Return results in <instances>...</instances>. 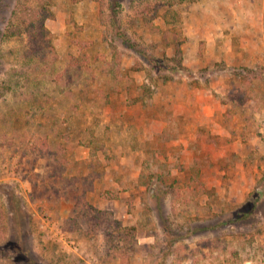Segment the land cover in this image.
Returning a JSON list of instances; mask_svg holds the SVG:
<instances>
[{
  "label": "rangeland",
  "instance_id": "obj_1",
  "mask_svg": "<svg viewBox=\"0 0 264 264\" xmlns=\"http://www.w3.org/2000/svg\"><path fill=\"white\" fill-rule=\"evenodd\" d=\"M11 243L23 264H264V0H0Z\"/></svg>",
  "mask_w": 264,
  "mask_h": 264
},
{
  "label": "trees",
  "instance_id": "obj_2",
  "mask_svg": "<svg viewBox=\"0 0 264 264\" xmlns=\"http://www.w3.org/2000/svg\"><path fill=\"white\" fill-rule=\"evenodd\" d=\"M178 1H182V0H178ZM110 6H111L110 8H112L111 9V12H113L111 14V17H112L111 18V22H112L113 26L115 27V25L117 24L116 23V20H115V16H114V15H116L115 14L116 13L115 12V8L116 7L114 5H112V4ZM29 16H30V18L27 21L28 22V27L29 26H34V25L38 24L40 26L39 27V30L41 31V34H43L44 36H46V37L49 38V35L47 34L48 33L47 32V28L45 27V24H44V20L47 17L50 18L52 16L51 12L47 8H45V7H40L39 10H37V11L36 10H32V13ZM148 22L150 23L149 20H148ZM24 23H26V22H24ZM116 29L117 30H120V26L119 25H116ZM180 52H181V50L178 49V53H180ZM6 247H7V251L13 252L15 254H14V256H11V255H8V252H7V253L4 254L5 257L11 258V259L12 258L14 259V257H16L17 258V262H22V264L23 263H26L27 257H22L21 256V254L17 250V247H16V244L15 243H11L9 245H7V244H1L0 245V250L2 248L4 249ZM4 256L3 257L0 256V257H2L1 259H3ZM30 264H33V262H30Z\"/></svg>",
  "mask_w": 264,
  "mask_h": 264
}]
</instances>
